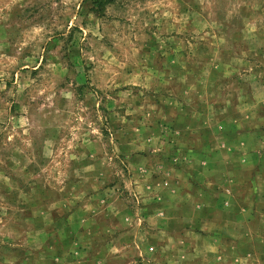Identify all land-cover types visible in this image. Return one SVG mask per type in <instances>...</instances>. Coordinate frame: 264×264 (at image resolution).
Wrapping results in <instances>:
<instances>
[{"label": "rangeland", "instance_id": "374dc122", "mask_svg": "<svg viewBox=\"0 0 264 264\" xmlns=\"http://www.w3.org/2000/svg\"><path fill=\"white\" fill-rule=\"evenodd\" d=\"M0 264H264V0H0Z\"/></svg>", "mask_w": 264, "mask_h": 264}, {"label": "trees", "instance_id": "16d2710c", "mask_svg": "<svg viewBox=\"0 0 264 264\" xmlns=\"http://www.w3.org/2000/svg\"><path fill=\"white\" fill-rule=\"evenodd\" d=\"M102 2H103V1H99V3H98V4H99V5H102V4H103Z\"/></svg>", "mask_w": 264, "mask_h": 264}]
</instances>
